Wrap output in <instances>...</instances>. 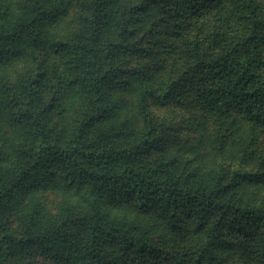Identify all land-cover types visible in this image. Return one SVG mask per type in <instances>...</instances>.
I'll use <instances>...</instances> for the list:
<instances>
[{
  "label": "trees",
  "instance_id": "obj_1",
  "mask_svg": "<svg viewBox=\"0 0 264 264\" xmlns=\"http://www.w3.org/2000/svg\"><path fill=\"white\" fill-rule=\"evenodd\" d=\"M119 1L83 2L69 46L84 105L68 136L50 125L35 92L13 97L25 129L10 152L0 148V264L32 255L58 264H264V157L255 170L178 169L149 115L150 103L188 93L222 125L264 133V0ZM66 8L27 5L26 25L0 27V61L19 53L20 35L45 44ZM165 52L183 69L161 89L153 72ZM131 87L141 130L119 122L114 94ZM53 186L79 195L84 210L54 218L34 206L20 232L10 227L23 196Z\"/></svg>",
  "mask_w": 264,
  "mask_h": 264
},
{
  "label": "rangeland",
  "instance_id": "obj_2",
  "mask_svg": "<svg viewBox=\"0 0 264 264\" xmlns=\"http://www.w3.org/2000/svg\"><path fill=\"white\" fill-rule=\"evenodd\" d=\"M33 1L0 0V27L26 25V7ZM59 1L65 2L67 8L60 19L48 27L46 43L33 45L25 35H20L17 41L19 53L0 61V148L4 151L10 152L12 146L24 137V126L14 119V111L18 108L15 107L13 97L18 93L24 96L35 92L50 125L64 136L73 131L83 108L84 97L69 44L75 41L76 33L82 28L85 0ZM138 1L120 0L118 6ZM114 31L115 27H109V34L112 35ZM158 58L157 68L153 72V84L162 89L165 83L177 78L183 63L174 52H165L158 55ZM130 60L138 64L136 56L130 57ZM114 95L118 102L122 101L123 106L119 111V122L127 120L135 128L143 129L145 120L138 105L136 88L118 90ZM149 115L154 121L153 126L162 133L163 142L168 146L164 154L173 158L178 169L242 165L255 170L260 156L264 157V133L251 131L243 122L235 129L222 125L223 122L194 106L188 93L174 95L163 106L150 103ZM245 150H252V153L250 159H244L241 164L239 158ZM20 203V208L9 218L10 227L19 232L23 220L34 206L54 218L62 211L72 213L84 210L79 195L54 186L25 195ZM120 209L128 211L127 207ZM120 209L116 210L118 215L122 212ZM131 217L132 214H128V218ZM145 224L148 225L147 222ZM14 264L58 263L32 255L14 259Z\"/></svg>",
  "mask_w": 264,
  "mask_h": 264
}]
</instances>
